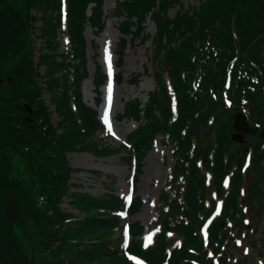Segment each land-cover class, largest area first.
I'll list each match as a JSON object with an SVG mask.
<instances>
[{"label": "trees", "instance_id": "trees-1", "mask_svg": "<svg viewBox=\"0 0 264 264\" xmlns=\"http://www.w3.org/2000/svg\"><path fill=\"white\" fill-rule=\"evenodd\" d=\"M103 3L0 0V264H139L127 253L146 264H228L242 254L236 235L264 208V0H205L198 8H185L182 0H116L107 16ZM176 5L171 18L168 9ZM31 10L41 23L36 62ZM147 17L153 36L144 33ZM112 18L123 35L117 65L128 37L150 41L155 81L143 110L137 98L126 103L121 117L137 127L121 148L138 167L157 134L171 151L150 243L116 235L125 231L120 212L136 213L139 198L128 203L110 187L99 196L70 191L76 169L67 153H112L81 90L88 75L84 30L88 25L97 35ZM59 34L69 50L59 51ZM96 66L100 88L108 78ZM237 112L258 131L233 145ZM69 195L82 215L61 208Z\"/></svg>", "mask_w": 264, "mask_h": 264}, {"label": "rangeland", "instance_id": "rangeland-1", "mask_svg": "<svg viewBox=\"0 0 264 264\" xmlns=\"http://www.w3.org/2000/svg\"><path fill=\"white\" fill-rule=\"evenodd\" d=\"M20 1L22 2L23 0ZM203 1L205 0H182V4L185 8H198L200 2L202 3ZM115 2L116 0H104L103 9L105 16L111 12ZM178 9V5L170 7L168 9L169 17H174ZM89 11L88 7V14ZM30 13L37 18L33 22L34 30L31 35L32 43L35 47L33 52L34 61L36 62L39 55L38 49L41 46L40 32L38 30L41 25L39 21L40 14L34 10H31ZM116 21L115 18L109 19L105 23L103 30L97 35L94 29L88 25L86 26L84 37L86 41V68L88 75L81 85L84 104L97 111L100 122L106 128L103 135L98 137L105 145L112 149V153L103 156L97 155L93 151L75 149L67 153V160L70 166L76 169V171L72 172L69 180L71 192H85L99 196L110 187L116 195L124 198L128 203H131L132 199H140L141 204L136 213L130 214L126 208L120 212L121 223L125 227V231L124 236L119 230L116 235L121 237L126 243L131 239L135 242L144 238L147 239L155 229L154 221L157 210L155 206L159 205L160 196L164 192L165 184L171 176V151L169 144L162 135L157 134L151 148L147 150L141 160V167H138L136 165L138 160H134L133 157L128 156L121 148V145L125 144L127 136L137 127V122L128 120L126 116L121 117L126 103L137 98L141 102L143 110L148 104L149 93L154 90L155 81L154 72L151 67L150 41L143 43L140 37H128L124 57L121 61L122 64L117 65L119 62L116 54L117 44L123 35L116 30ZM144 27V33L153 36L155 27L150 17H147L145 20ZM58 40L59 51L69 50V42L65 37L59 34ZM110 41L113 43L111 42V44ZM171 46L176 48L178 42L171 44ZM107 56H110L111 71H109ZM97 64L108 78L100 88H96L94 84V74ZM39 69L42 74L44 72L43 67ZM120 72L124 78L122 82L118 83L115 81L114 76ZM134 76H138V82L130 81ZM109 85H111L112 90L110 103L108 99ZM42 87L43 101L51 112L52 123L56 125L59 117L56 115L54 106L50 101V94L44 89V84ZM97 92L101 93L100 103H96ZM103 105L104 112L101 111ZM106 110L108 112V121L112 126L111 132L108 131L107 124L104 121ZM252 127L258 128L257 125H253ZM245 135L253 134H242L234 130L230 134L232 144L243 143ZM259 137L264 139V131L259 134ZM250 142L253 143V140L250 139ZM151 157H155L153 167L150 166ZM148 170H151L153 173L148 175ZM168 195L171 198V194ZM61 208L73 215H82L80 208L74 204L73 197L70 195L63 198ZM247 216L250 217L249 214ZM246 222L243 231L236 235L243 255L237 254L228 264H264V208L261 217H250ZM260 250H263V254L261 255ZM126 256L135 263L146 264L140 261L141 259L136 254L127 253Z\"/></svg>", "mask_w": 264, "mask_h": 264}, {"label": "water", "instance_id": "water-1", "mask_svg": "<svg viewBox=\"0 0 264 264\" xmlns=\"http://www.w3.org/2000/svg\"><path fill=\"white\" fill-rule=\"evenodd\" d=\"M232 127L242 134H254L258 131L257 127L249 125L248 116L243 112H237L234 115Z\"/></svg>", "mask_w": 264, "mask_h": 264}, {"label": "snow or ice", "instance_id": "snow-or-ice-1", "mask_svg": "<svg viewBox=\"0 0 264 264\" xmlns=\"http://www.w3.org/2000/svg\"><path fill=\"white\" fill-rule=\"evenodd\" d=\"M109 60V71H111V63H110V56L106 57ZM111 85H109V89H108V99H109V103L111 102ZM104 121L107 124L108 127V131L111 132L112 131V126L108 121V112L107 110L104 113ZM247 223V222H246ZM147 242L150 243L151 242V235L147 237Z\"/></svg>", "mask_w": 264, "mask_h": 264}, {"label": "bare ground", "instance_id": "bare-ground-1", "mask_svg": "<svg viewBox=\"0 0 264 264\" xmlns=\"http://www.w3.org/2000/svg\"><path fill=\"white\" fill-rule=\"evenodd\" d=\"M107 1V0H106ZM112 41H110L111 43ZM113 43V42H112ZM111 43V44H112ZM113 79V78H112ZM102 112H104V105H103V108L101 109ZM155 164V157H151L150 158V166L153 167V165ZM153 172L151 170H148V175H151ZM142 261V260H140Z\"/></svg>", "mask_w": 264, "mask_h": 264}]
</instances>
